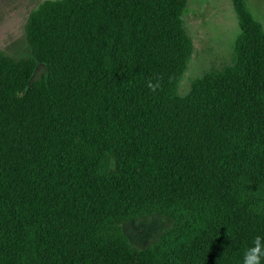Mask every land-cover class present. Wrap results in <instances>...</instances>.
Wrapping results in <instances>:
<instances>
[{"label":"trees","instance_id":"1","mask_svg":"<svg viewBox=\"0 0 264 264\" xmlns=\"http://www.w3.org/2000/svg\"><path fill=\"white\" fill-rule=\"evenodd\" d=\"M232 3L233 63L184 96L187 0L31 12L32 58L0 51V264H243L264 246V28ZM151 215L173 227L140 249L123 225Z\"/></svg>","mask_w":264,"mask_h":264},{"label":"rangeland","instance_id":"2","mask_svg":"<svg viewBox=\"0 0 264 264\" xmlns=\"http://www.w3.org/2000/svg\"><path fill=\"white\" fill-rule=\"evenodd\" d=\"M44 0H0V51L11 57L32 58L25 27L31 12ZM253 18L264 28V0H247ZM185 30L194 52L179 87L188 93L190 84L207 72L233 63L235 44L240 33L232 0H187L183 16ZM47 67L38 64L31 83L40 80ZM173 222L161 215H151L123 225L131 243L140 249L156 244L170 231Z\"/></svg>","mask_w":264,"mask_h":264},{"label":"clouds","instance_id":"3","mask_svg":"<svg viewBox=\"0 0 264 264\" xmlns=\"http://www.w3.org/2000/svg\"><path fill=\"white\" fill-rule=\"evenodd\" d=\"M262 261H264V246L260 244V238L257 237L254 246L246 250L243 264H262Z\"/></svg>","mask_w":264,"mask_h":264}]
</instances>
